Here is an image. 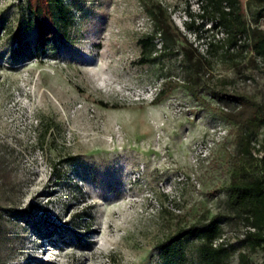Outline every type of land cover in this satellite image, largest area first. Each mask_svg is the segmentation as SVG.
Masks as SVG:
<instances>
[{
  "label": "rangeland",
  "instance_id": "1",
  "mask_svg": "<svg viewBox=\"0 0 264 264\" xmlns=\"http://www.w3.org/2000/svg\"><path fill=\"white\" fill-rule=\"evenodd\" d=\"M147 1L64 0L69 25L39 52L26 0H0V264H202L197 238L169 259L156 244L213 215L232 217L235 126L182 85L194 79L224 111L238 108L214 90L264 105V58L247 35L233 38L236 17L210 28L211 15L199 16L205 0H157L180 38L142 63ZM239 1L247 25L264 30L254 2ZM164 80L172 89L154 102ZM224 219L214 243L231 251L226 264H264L243 241L242 221Z\"/></svg>",
  "mask_w": 264,
  "mask_h": 264
},
{
  "label": "trees",
  "instance_id": "2",
  "mask_svg": "<svg viewBox=\"0 0 264 264\" xmlns=\"http://www.w3.org/2000/svg\"><path fill=\"white\" fill-rule=\"evenodd\" d=\"M252 1L255 4V16L252 18L256 23L259 17H264V0ZM26 2L27 10L35 24L34 46L42 52L47 48L49 40L54 37L59 27L63 30L67 29L71 9L64 0H26ZM207 4L213 5L211 11ZM144 7L152 23V31L139 39L140 60L142 63H147L152 60L154 52L173 48L180 35L167 6L157 0H150ZM225 8L228 9L225 10ZM201 10L202 13L199 15L201 18L205 16V13L211 15L208 26L212 29L225 23L229 16L236 17L238 34L233 35V38L236 40V36L247 35L250 39L248 46L252 48L253 56L264 58V30L257 25L248 26L241 18L239 0H205ZM185 12L189 19L184 20L183 25L191 29L195 19L188 10ZM188 57L187 54L186 58ZM182 86L203 108L235 126L237 151L233 157L225 202L226 214L232 217H221V214H216L208 220L181 227L157 242L156 247L163 258H174L177 246L185 240L197 238L200 241L197 251L202 264H226L231 251L222 242L215 244L214 240L221 234V223L225 221L224 218H238L247 227L243 241L249 244L251 249L259 248L264 254V105L249 94L214 90L215 98L238 108L235 113L224 111L219 105H211L200 94V88L194 79L183 83ZM171 89V82L164 80L155 92L153 101L161 100ZM257 130H261L262 133L255 147ZM253 149L258 153L256 157L252 154ZM73 159L69 157L66 161Z\"/></svg>",
  "mask_w": 264,
  "mask_h": 264
},
{
  "label": "bare ground",
  "instance_id": "3",
  "mask_svg": "<svg viewBox=\"0 0 264 264\" xmlns=\"http://www.w3.org/2000/svg\"><path fill=\"white\" fill-rule=\"evenodd\" d=\"M50 262V261H49ZM52 262V261H51Z\"/></svg>",
  "mask_w": 264,
  "mask_h": 264
}]
</instances>
